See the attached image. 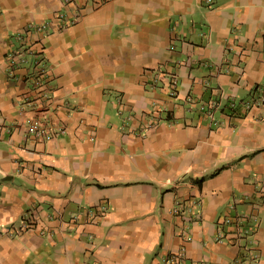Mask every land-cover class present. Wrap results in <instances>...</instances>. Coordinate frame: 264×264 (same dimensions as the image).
<instances>
[{
  "label": "crops",
  "instance_id": "obj_1",
  "mask_svg": "<svg viewBox=\"0 0 264 264\" xmlns=\"http://www.w3.org/2000/svg\"><path fill=\"white\" fill-rule=\"evenodd\" d=\"M0 264H264V0H0Z\"/></svg>",
  "mask_w": 264,
  "mask_h": 264
},
{
  "label": "built area",
  "instance_id": "obj_2",
  "mask_svg": "<svg viewBox=\"0 0 264 264\" xmlns=\"http://www.w3.org/2000/svg\"><path fill=\"white\" fill-rule=\"evenodd\" d=\"M58 18H59V20L61 22L64 21V23H66V24L69 23V19H68V17H66V15L64 13H59L58 14ZM49 26H52V25H49V23H44V24H40V25H33V24L30 23V24L27 25L26 31H28L29 33H31L33 31V32H35L37 34H42V33H45L48 30ZM26 35H27L26 33H22L21 32V33L17 34V38H18V40L25 42L26 41ZM34 44H35V41L30 43V45H28V47H24V44H22L21 47L14 48L11 51L12 54H13L12 58H11V60H12L11 61V65L15 66L16 63L18 64L19 62L26 61V59H27L26 55H25L26 51L31 53V54L35 53L36 49L33 48ZM37 44H39V43L37 42ZM36 61H37L36 63L38 64L39 61L38 60H36ZM43 72L45 73L44 67H41L40 68V73L44 74ZM177 84H178L177 83V79L173 78L171 80L172 89L170 91V94H175L176 93ZM217 105H218V103L216 101L212 100L210 103L207 104V107H206V104H202L200 106V109L205 110L207 115L213 121L214 120L213 113H214V110L216 109ZM244 105L248 107V104L246 102L244 103ZM28 129H29V131L31 133L40 134V132H41V131H39L37 129L35 124L30 125L28 127ZM105 210H106V206L101 205L100 206V212L101 211L104 212ZM98 213H99V211H98ZM98 213H96L95 216H98L100 214V213L99 214ZM35 222H36V218L34 217V215H29L28 217H26L22 221L21 226H20V230L27 231V230L31 229L33 224H35ZM219 238H220V235H219ZM182 258H183L182 253H177V254L169 257L168 260H170V261H176V260L180 261Z\"/></svg>",
  "mask_w": 264,
  "mask_h": 264
}]
</instances>
